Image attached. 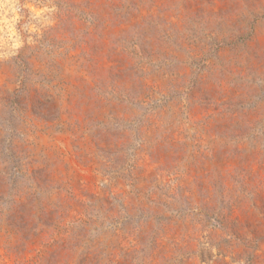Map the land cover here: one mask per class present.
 I'll return each mask as SVG.
<instances>
[{"label":"rangeland","instance_id":"rangeland-1","mask_svg":"<svg viewBox=\"0 0 264 264\" xmlns=\"http://www.w3.org/2000/svg\"><path fill=\"white\" fill-rule=\"evenodd\" d=\"M0 264H264V0H0Z\"/></svg>","mask_w":264,"mask_h":264},{"label":"trees","instance_id":"trees-1","mask_svg":"<svg viewBox=\"0 0 264 264\" xmlns=\"http://www.w3.org/2000/svg\"><path fill=\"white\" fill-rule=\"evenodd\" d=\"M29 93V91H27Z\"/></svg>","mask_w":264,"mask_h":264}]
</instances>
